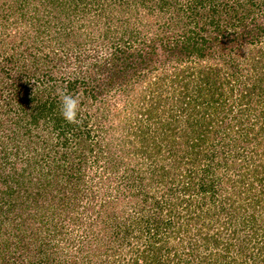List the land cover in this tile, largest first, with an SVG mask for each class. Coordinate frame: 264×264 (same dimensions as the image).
I'll return each mask as SVG.
<instances>
[{"label": "trees", "instance_id": "obj_1", "mask_svg": "<svg viewBox=\"0 0 264 264\" xmlns=\"http://www.w3.org/2000/svg\"><path fill=\"white\" fill-rule=\"evenodd\" d=\"M0 264H264V0H0Z\"/></svg>", "mask_w": 264, "mask_h": 264}, {"label": "clouds", "instance_id": "obj_2", "mask_svg": "<svg viewBox=\"0 0 264 264\" xmlns=\"http://www.w3.org/2000/svg\"><path fill=\"white\" fill-rule=\"evenodd\" d=\"M80 99L68 93L60 94V106L62 117L70 124H78L80 112Z\"/></svg>", "mask_w": 264, "mask_h": 264}, {"label": "rangeland", "instance_id": "obj_3", "mask_svg": "<svg viewBox=\"0 0 264 264\" xmlns=\"http://www.w3.org/2000/svg\"><path fill=\"white\" fill-rule=\"evenodd\" d=\"M261 147H263V145H261ZM261 147H260V148H261ZM260 148H259V149H260ZM234 171H235V170H231V169H229V172H230V173L232 172V173L235 174L236 172H234ZM240 177H241L244 181L247 180V179H246V176H241V175H240ZM241 182H243V181H241ZM254 182H256V181H254ZM245 183H246V181H245ZM260 204H263V202H260ZM123 206H125V205H123ZM119 207H121V205H120Z\"/></svg>", "mask_w": 264, "mask_h": 264}]
</instances>
